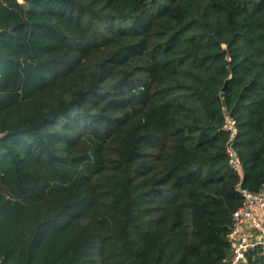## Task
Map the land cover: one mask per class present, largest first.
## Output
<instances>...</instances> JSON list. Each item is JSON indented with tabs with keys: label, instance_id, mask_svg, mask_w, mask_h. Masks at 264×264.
Returning <instances> with one entry per match:
<instances>
[{
	"label": "trees",
	"instance_id": "1",
	"mask_svg": "<svg viewBox=\"0 0 264 264\" xmlns=\"http://www.w3.org/2000/svg\"><path fill=\"white\" fill-rule=\"evenodd\" d=\"M0 135V264H223L264 191V0H0Z\"/></svg>",
	"mask_w": 264,
	"mask_h": 264
},
{
	"label": "built area",
	"instance_id": "2",
	"mask_svg": "<svg viewBox=\"0 0 264 264\" xmlns=\"http://www.w3.org/2000/svg\"><path fill=\"white\" fill-rule=\"evenodd\" d=\"M223 130L230 134V140L226 147L228 163L230 167L242 176V167L240 164L238 152L234 146L235 138L239 133L236 120L227 115V120ZM238 192L242 197V206L233 215V226L229 235L231 243V256L223 261V264H239L248 261V254L262 247L258 253L262 259L260 264H264V222L260 218V212L264 211V191L254 193L238 186ZM247 227L257 233V238L251 234Z\"/></svg>",
	"mask_w": 264,
	"mask_h": 264
},
{
	"label": "crops",
	"instance_id": "3",
	"mask_svg": "<svg viewBox=\"0 0 264 264\" xmlns=\"http://www.w3.org/2000/svg\"><path fill=\"white\" fill-rule=\"evenodd\" d=\"M260 218H261V220L264 222V211H261V212H260ZM247 230H248L251 234H253V236H255V239L258 237V236H257V233H256L254 230L250 229L249 227H247Z\"/></svg>",
	"mask_w": 264,
	"mask_h": 264
},
{
	"label": "water",
	"instance_id": "4",
	"mask_svg": "<svg viewBox=\"0 0 264 264\" xmlns=\"http://www.w3.org/2000/svg\"><path fill=\"white\" fill-rule=\"evenodd\" d=\"M227 83L228 81L226 82V85H225V88H224V91L226 90V87H227ZM2 138V135H0V139ZM239 264H250V263H247V262H241Z\"/></svg>",
	"mask_w": 264,
	"mask_h": 264
}]
</instances>
